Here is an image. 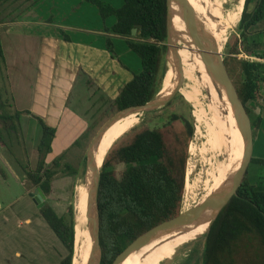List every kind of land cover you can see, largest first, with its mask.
<instances>
[{
	"label": "trees",
	"instance_id": "obj_1",
	"mask_svg": "<svg viewBox=\"0 0 264 264\" xmlns=\"http://www.w3.org/2000/svg\"><path fill=\"white\" fill-rule=\"evenodd\" d=\"M8 1L10 0H0V5ZM85 1L97 8L103 23L105 48L110 55L122 64L113 40V36H118L139 59L140 67L137 72L125 66L131 71V77L114 98L116 111L149 101L159 91L166 69V0H122L119 7L106 0ZM241 1L233 0V28L238 24L240 49L235 47L232 53L238 54L241 50L249 57L264 61V46L258 37L254 38L264 31L251 30L264 18V0H256L251 12L247 10L251 0H244L239 21ZM35 3L36 1L31 0L28 6ZM109 19H112L110 24ZM47 22L53 23L52 18ZM133 27H137L134 36L131 33ZM57 35L64 41L71 42V37L65 30L58 29ZM232 61L230 57L224 58L227 71L248 114L249 130L254 140L260 133L263 115L261 112L254 114L248 103L256 101L260 95L264 98V92H261L264 90V62L251 59H237L234 63ZM4 64L5 53L0 36V69ZM202 92H206L205 98L211 108L210 117L203 130L209 143L213 117V88L210 78L191 101L194 106L201 103L199 97ZM179 97L182 98V95ZM25 112L39 123L41 134L37 144L36 166L32 168L27 162V165H21L22 172L30 185L40 188L47 196L51 182L57 174L62 171L75 176L78 168L64 161L65 153L54 157L50 164L47 163V156L52 152V142L58 129L47 124L40 115L28 109ZM21 115L22 111L12 110L0 93V145L9 147L10 135L21 134ZM143 123L132 128L110 147L100 168V264H113L139 236L174 218L181 211L187 153L186 150L183 151V145H180L181 141L183 143V127L186 140L192 137L193 122L182 112L173 110L160 126ZM90 130L91 128L85 130L74 141L73 146L83 147ZM231 139L233 151L228 177ZM240 143L241 138L231 114V130L225 134L220 148L225 165L224 176H218L213 164L209 168V173L214 174L217 190L229 181L237 168L241 154V149L238 148ZM201 152L200 145L195 153L201 155ZM119 163L123 164V169L117 173L115 165ZM249 163L264 166V158L252 155ZM217 167L220 169L219 164ZM40 213L67 251L61 264H71L75 234L73 207L69 206L68 219L58 215L47 203H43ZM176 233L151 241L129 255L121 264H170L173 260ZM195 254L196 249L191 250L189 259ZM189 259L180 264H191ZM201 260V264H264V188L251 182L248 167L236 194L224 205L209 228Z\"/></svg>",
	"mask_w": 264,
	"mask_h": 264
},
{
	"label": "rangeland",
	"instance_id": "obj_2",
	"mask_svg": "<svg viewBox=\"0 0 264 264\" xmlns=\"http://www.w3.org/2000/svg\"><path fill=\"white\" fill-rule=\"evenodd\" d=\"M106 1L115 7L120 3V0ZM39 2L38 5L35 4L36 11L34 6H28L31 0H10L0 5V36L5 53V64L0 69V93L12 110L22 111L21 134L10 135L9 147L0 145V264H61L67 251L42 217L40 208L43 203H47L58 215L68 219L69 206H72L75 220V186L79 180L85 182L86 149L99 127L116 112L113 105L114 98L131 76L130 71L125 69V64L129 61L128 67L135 72L139 67L138 57L133 52H130L129 56L120 52L121 50L129 51L126 45L121 44V38H118L120 40L113 38V40L115 51L118 52V58L122 64L117 58H113L105 47L101 48L107 51V54L103 55V52L100 53L94 49L72 47L64 40V43H57L54 38H59L49 32L50 29L55 34L56 29L49 22L40 19L42 14L38 6L49 8L51 3L62 2L60 6L63 9H58L54 4L52 11L59 10L65 16L69 12L68 5L72 3V0H40ZM255 2L256 0H251L247 8L248 12L254 9ZM79 8L77 4L74 10ZM77 16L94 21L91 13L84 9L79 11ZM263 26L264 22L260 20L252 28L260 29ZM45 35L49 36L51 41L53 40V49L48 48L52 51L51 55H48L56 60L53 66V61L50 65L51 60L47 62V58H43L41 63L48 64L50 69L41 68L38 71V56L41 53V42ZM256 37L261 38V34L254 36ZM235 47L240 49L238 24L233 28L228 41L221 49L223 59L230 57L233 59L232 63L237 59L264 62L256 57H249L241 50L238 54L232 53ZM35 90L39 96L49 97L57 109H64L60 112L61 118L57 113L47 115V122L58 129L52 142V152L47 156V163L50 164L54 157L65 153L64 161L78 168V174L75 176L62 171L57 174L51 182L49 194L45 195L40 203H36L30 196L36 187L27 182L22 172V166L27 165V162L32 168L36 166L37 144L41 134L39 123L25 110L30 109L41 115L46 112L36 111L34 106L36 103L39 104L40 100ZM261 92L263 93L264 90ZM179 95L182 94H177L167 107L165 105L154 111L140 114L141 117L135 127L140 126L141 123L144 124L143 122L150 123V126H160L173 110L188 116L193 122L194 131L192 137L186 140L183 127V143L181 141L180 146L183 145V151L186 150L187 153L184 187L186 182L190 186H196L197 179H203L202 173L205 166L200 162L199 154L190 152L191 146L199 147L203 142L201 131L204 124L196 120L195 113L203 108L204 116H209L206 106L208 102L205 98L206 92L201 93L199 97L201 104L199 103L198 106H194L183 95L182 98ZM248 106L252 108L254 114L261 112L263 115L264 98L260 95L256 101L248 103ZM262 119L259 131L260 142L252 140V145L254 144L255 147L254 155L259 153L260 157L264 158V115ZM90 128L84 146L80 148L73 146L74 141ZM17 136L20 138L18 139ZM232 151L231 139L227 176ZM215 162L220 166L218 176L221 178V175L224 176L225 173V165L220 150ZM122 169L123 164L115 165L117 173H120ZM248 176L252 182L254 180L255 184L264 188V166L249 163ZM253 176L256 179H253ZM213 177L214 174L208 173L202 185L198 183L199 190L197 188L195 191L197 196L195 200L189 202V207L202 202L217 191L218 185ZM180 210L183 211V196ZM195 228V224L188 225L191 241L177 252L170 264H180L189 259L193 249H196V254L189 259L191 264H201L202 241L206 231L193 240ZM87 231L89 233L88 228Z\"/></svg>",
	"mask_w": 264,
	"mask_h": 264
},
{
	"label": "bare ground",
	"instance_id": "obj_3",
	"mask_svg": "<svg viewBox=\"0 0 264 264\" xmlns=\"http://www.w3.org/2000/svg\"><path fill=\"white\" fill-rule=\"evenodd\" d=\"M183 4L188 9L189 13L200 23L209 39L217 45V52L221 54V49L228 41L234 26L233 0H183ZM243 5L244 0L241 1L238 10L239 21L243 11ZM173 27L177 32L181 33L182 37V41H178V55L181 60L183 78L180 93L187 101L191 102L199 94L209 78L213 88V100L211 101L213 106V117L211 120L212 126L209 135V143L203 130L210 117V105H206L209 116H204L205 112L203 108L196 111V120L200 124L202 122L204 124L203 130L201 131L204 144L201 145L202 152L200 155V162L205 168L202 173L204 174L203 179H197L198 182L196 186H190V184L186 182L183 195V211H187L192 207L188 206L189 202L195 200L197 196L195 191L197 188L199 190L198 183H200V186L202 185L208 176L209 168L212 164L218 172L215 158L219 153L225 134L228 130H231V111L226 101L224 89L221 90V96L217 93L215 75L211 62L206 55L194 46L195 41L186 33L183 22L178 16H175L173 19ZM166 61L167 66L162 79L161 94L170 92L176 80V72L173 69L170 57H167ZM198 105L199 103H196L195 106ZM140 114L142 113L134 112L121 117L102 134L95 149V170L97 172L110 147L137 125L141 117ZM196 148L197 146H191L190 152L195 153ZM75 211V251L72 264H87L91 254V239L86 227L88 192L87 186L82 180H79L75 186ZM211 216L212 213H209L204 219L195 223L196 228L193 240L207 230ZM190 237L188 225L177 231L173 258L180 249L191 241Z\"/></svg>",
	"mask_w": 264,
	"mask_h": 264
},
{
	"label": "water",
	"instance_id": "obj_4",
	"mask_svg": "<svg viewBox=\"0 0 264 264\" xmlns=\"http://www.w3.org/2000/svg\"><path fill=\"white\" fill-rule=\"evenodd\" d=\"M175 16H178L183 22L186 33L195 41L194 46L206 55L211 62L215 75L217 93H219L220 96L222 95L221 90L224 89L226 101L230 107L233 120L241 138V154L237 168L225 185L187 211H180L174 218L166 220L147 230L139 236L113 264H121L129 255L138 251L151 241L171 235L185 228L187 225L198 223L209 213H213L206 230L207 234L221 209L227 204L230 198L236 194L248 167L252 149L249 118L245 106L239 98L235 85L227 71L224 59L222 55L217 52V45L209 39L197 19L189 13L188 9L183 4V0H166V60L167 57H170L171 64L176 72V80L173 89L166 94H161L160 87L157 94L149 101L116 111L99 127L86 149L84 179L88 192L87 228L91 237V254L87 264H100L102 258L100 245V214L98 206L100 169L98 172L95 170L96 146L102 134L121 117L134 112L145 113L154 111L167 105L177 94H180L183 78L181 60L178 55V41H182V37L181 33L177 32L173 27V19ZM138 27L140 28V25ZM131 33L133 36L136 35L137 27H133ZM30 196L36 203L42 202L45 198V195L38 187L30 193ZM205 242L206 236L202 241V246L205 245Z\"/></svg>",
	"mask_w": 264,
	"mask_h": 264
},
{
	"label": "crops",
	"instance_id": "obj_5",
	"mask_svg": "<svg viewBox=\"0 0 264 264\" xmlns=\"http://www.w3.org/2000/svg\"><path fill=\"white\" fill-rule=\"evenodd\" d=\"M39 1L40 0H36L35 4L38 5L40 3ZM61 3L62 2H56L54 4L57 5L58 9H63V7L60 6ZM35 4L33 6L35 7L34 10L36 11L37 6ZM54 4L51 3L49 8H43L42 5L38 6V9H39L40 13L42 14V17L40 19H42L44 22H46L51 17L53 20V23H50V24H51V26H53L57 30V33H58V29H63L70 35L71 42H67V43L69 45H71L72 47L94 49V50L99 51L100 53L103 52V55L105 53L107 54V51L101 50L102 47H105V33L102 31L103 23L101 21V18L99 16L97 8L95 6H93L92 4L88 3L85 0H72L71 4H69V5L67 4L68 8H69V12L65 16H63L61 11H59V10L52 11V7ZM77 4H79L80 8L74 10L75 6ZM121 4H122V0H120L119 5L116 7H119ZM83 9H84V11H88L91 13L92 18L94 20L93 22H92V20H90L86 17H79L78 18L77 15H78L79 11H81ZM261 21L264 22V18ZM110 22H112V19L108 20V24H110ZM251 30L253 32L264 31V26H263V28H260V29L257 27H254ZM49 32H50V34L55 35L57 38H59V39L54 38L57 43H60V42L64 43L63 39L60 38L57 35V33L53 34V32L50 31V29H49ZM260 34H261V38H258V39L262 43V46H264V33L260 32ZM48 37L49 36L45 35V37L42 39V42H41L42 43L41 44V53L38 56L39 57L38 58L39 59V65H38L39 70L38 71H40L41 68L42 69H48V68L50 69V66L48 64L41 63V60L43 58H47V62L49 60H51L50 65H52V61H53V66H54V62L56 60V59H53V56L51 59V57L48 55V54H50V52H52L48 48L53 49L52 48L53 40L51 41L50 38H48ZM113 38L118 39L120 37L113 36ZM118 40H120V39H118ZM121 40H122L121 44L125 45L123 39H121ZM120 52L124 55L129 56L131 51L130 50L129 51L121 50ZM122 58H123V56H122ZM123 59L125 60V58H123ZM128 64H130L129 61L125 64V66L128 67ZM139 67H140V65H139ZM139 67L136 69H139ZM125 69H127V68H125ZM128 71H130V70H128ZM130 73H131V71H130ZM129 77H131V76H129ZM34 92L38 95L36 90ZM38 99L40 100V103L39 104L36 103V105L34 107H36L35 108L36 111H41V112H43V110L46 111L42 115L41 114H38V115H40L42 118H44V121L47 124L51 125V123L47 122V118H48L47 115H50L51 113H54V114L57 113V115L60 116V112L64 111V109H57L55 106H53V104L51 103L52 102L51 99L47 96H39L38 95ZM28 110H30V109H28ZM30 111L33 113H36L35 111H32V110H30ZM263 115H264V113H263ZM60 118H61V116H60ZM259 139H260V133L258 134V137L253 140V142L256 141L257 143H259L260 142ZM238 148L241 149V143L239 144ZM254 151H255V147L253 144L252 149H251V156L253 155L256 157H260L259 153L254 155ZM255 165H258V164H255ZM252 178L256 179V178H254V176ZM253 183H254V180H253Z\"/></svg>",
	"mask_w": 264,
	"mask_h": 264
}]
</instances>
